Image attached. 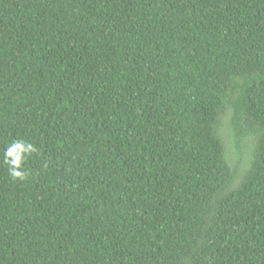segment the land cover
<instances>
[{
    "label": "trees",
    "instance_id": "trees-1",
    "mask_svg": "<svg viewBox=\"0 0 264 264\" xmlns=\"http://www.w3.org/2000/svg\"><path fill=\"white\" fill-rule=\"evenodd\" d=\"M0 264H264V0H0Z\"/></svg>",
    "mask_w": 264,
    "mask_h": 264
},
{
    "label": "clouds",
    "instance_id": "clouds-1",
    "mask_svg": "<svg viewBox=\"0 0 264 264\" xmlns=\"http://www.w3.org/2000/svg\"><path fill=\"white\" fill-rule=\"evenodd\" d=\"M35 151V146L23 139H17L8 144L3 152V162L8 166L13 180L26 178L25 165Z\"/></svg>",
    "mask_w": 264,
    "mask_h": 264
},
{
    "label": "rangeland",
    "instance_id": "rangeland-1",
    "mask_svg": "<svg viewBox=\"0 0 264 264\" xmlns=\"http://www.w3.org/2000/svg\"><path fill=\"white\" fill-rule=\"evenodd\" d=\"M234 147H235V145L229 143V149H230L229 153L233 157V162L235 163V162H237L236 160H238L240 153L239 152L237 153V150ZM248 152H249L248 148L244 149L245 159H248ZM236 153H237V155H235ZM234 159H235V161H234Z\"/></svg>",
    "mask_w": 264,
    "mask_h": 264
}]
</instances>
